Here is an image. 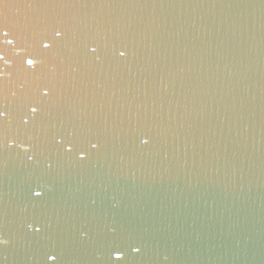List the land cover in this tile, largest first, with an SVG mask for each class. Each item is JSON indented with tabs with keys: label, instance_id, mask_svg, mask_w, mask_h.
<instances>
[{
	"label": "water",
	"instance_id": "water-1",
	"mask_svg": "<svg viewBox=\"0 0 264 264\" xmlns=\"http://www.w3.org/2000/svg\"><path fill=\"white\" fill-rule=\"evenodd\" d=\"M0 55V264L228 263L264 214V0H0Z\"/></svg>",
	"mask_w": 264,
	"mask_h": 264
},
{
	"label": "snow or ice",
	"instance_id": "snow-or-ice-1",
	"mask_svg": "<svg viewBox=\"0 0 264 264\" xmlns=\"http://www.w3.org/2000/svg\"><path fill=\"white\" fill-rule=\"evenodd\" d=\"M5 35H7V33H5ZM58 35H59V33H58ZM8 43H11V41H8ZM45 47H47V45H45ZM93 51H95V49H93ZM120 55H124V52H121ZM3 59H4L3 55H0V61H2ZM26 63L28 65H32L33 64V60L28 59L26 61ZM31 111L32 112H36L37 111V108L36 107H32L31 108ZM6 115H7L6 112H4L3 110H0V118L5 117ZM146 142L147 141H145V143ZM93 147H96V145H93ZM79 156H80L81 159H83V158H85V153L81 152V153H79ZM35 195L39 196L40 193H35ZM34 230L35 231H39L40 229L39 228H36ZM132 251L135 252V253H139V252H141V248L133 246L132 247ZM112 255H113L114 259H115L116 264H125V261L127 260V257H128L127 251L122 250L120 248L113 249ZM47 258L50 261H55L57 259L56 256L51 255V254H49Z\"/></svg>",
	"mask_w": 264,
	"mask_h": 264
}]
</instances>
